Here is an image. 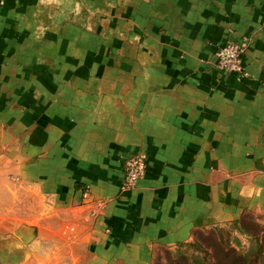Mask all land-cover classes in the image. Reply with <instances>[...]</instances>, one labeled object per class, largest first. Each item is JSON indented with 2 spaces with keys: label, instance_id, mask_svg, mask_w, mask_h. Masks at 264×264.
<instances>
[{
  "label": "crops",
  "instance_id": "0c3cea01",
  "mask_svg": "<svg viewBox=\"0 0 264 264\" xmlns=\"http://www.w3.org/2000/svg\"><path fill=\"white\" fill-rule=\"evenodd\" d=\"M0 1V264H152L264 215V0Z\"/></svg>",
  "mask_w": 264,
  "mask_h": 264
},
{
  "label": "trees",
  "instance_id": "16d2710c",
  "mask_svg": "<svg viewBox=\"0 0 264 264\" xmlns=\"http://www.w3.org/2000/svg\"><path fill=\"white\" fill-rule=\"evenodd\" d=\"M249 212H244L237 219L225 223H217L208 227H201L193 230L191 242H180L175 246L178 247H201L206 242H210V254L208 258L195 259L192 264H264V229L259 227L255 222L250 223L246 220V215ZM228 224L231 231H236L240 235H244L251 239L249 247L244 250L240 241L234 238L235 245L229 242H223L222 237L219 239L216 235L217 226ZM217 228H216V227ZM209 230H206V229ZM190 239V240H191ZM184 252L181 249L177 250V257L180 262L186 264ZM179 261L177 263L179 264ZM172 264H176L173 260Z\"/></svg>",
  "mask_w": 264,
  "mask_h": 264
},
{
  "label": "built area",
  "instance_id": "2783aa9c",
  "mask_svg": "<svg viewBox=\"0 0 264 264\" xmlns=\"http://www.w3.org/2000/svg\"><path fill=\"white\" fill-rule=\"evenodd\" d=\"M2 3V1H0ZM243 45L240 40L228 39L216 52L217 68L222 73H235L238 77L246 75L241 54ZM146 168V154L138 152L128 156L124 161V172L121 181L122 190L132 189L137 180L143 177Z\"/></svg>",
  "mask_w": 264,
  "mask_h": 264
},
{
  "label": "rangeland",
  "instance_id": "374dc122",
  "mask_svg": "<svg viewBox=\"0 0 264 264\" xmlns=\"http://www.w3.org/2000/svg\"><path fill=\"white\" fill-rule=\"evenodd\" d=\"M246 220L248 222L250 221V223L255 222L259 227L264 229L263 214H255V213L247 214ZM217 227H216L217 228L216 235H218L219 239L222 237L223 242H227V243L229 242L230 244L235 245L234 238H237L240 241L241 245L243 246L244 250H246L249 247L251 241L249 237L240 235L236 231H231L230 229H228L229 227L228 224L226 225L222 224L220 226L218 225ZM206 230L209 229L207 228ZM193 239L194 238H192L188 242H191ZM210 244H211L210 242H206V244L203 243L200 248L199 247L195 248L191 246L190 247L187 246L157 247L153 254L152 264H172L173 260L175 261L176 264H178L177 261H179V259L176 255L178 249H181V251L184 252L183 255L188 258V260H185L186 264H192L193 262L196 261L195 259L197 258L204 259L209 257ZM179 264H184V263L179 261Z\"/></svg>",
  "mask_w": 264,
  "mask_h": 264
}]
</instances>
